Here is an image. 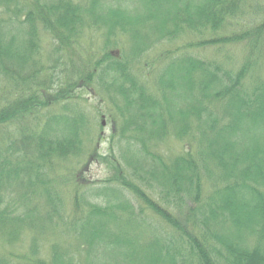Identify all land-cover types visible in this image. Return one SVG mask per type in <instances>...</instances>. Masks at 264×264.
Here are the masks:
<instances>
[{"label": "trees", "instance_id": "obj_1", "mask_svg": "<svg viewBox=\"0 0 264 264\" xmlns=\"http://www.w3.org/2000/svg\"><path fill=\"white\" fill-rule=\"evenodd\" d=\"M86 3L0 0V264H264V0ZM94 30L125 48L86 54ZM94 83L114 133L77 176L97 157V187L73 175L85 113L40 111Z\"/></svg>", "mask_w": 264, "mask_h": 264}, {"label": "rangeland", "instance_id": "obj_2", "mask_svg": "<svg viewBox=\"0 0 264 264\" xmlns=\"http://www.w3.org/2000/svg\"><path fill=\"white\" fill-rule=\"evenodd\" d=\"M83 3H88L89 0H82ZM86 3V4H87ZM131 7V5H130ZM40 35H41V48L43 51L42 60L44 63L45 68L51 67L52 63L49 61L48 58H50V54L52 53V42L48 36L41 28H39ZM83 45L82 50L85 48L86 54H91L92 56H101L105 51H114V52H120L122 48H125L124 45L118 44L116 48L114 47H105L103 37L100 35L99 32L94 31H87L84 34L83 37ZM179 42H174V45H179ZM88 49V50H87ZM166 47L164 45L159 47H154L150 50L148 55H146L143 59L146 62V64H149L150 66L156 65L155 61L153 60L155 57H158L159 54L165 50ZM217 49V47H216ZM215 48H212L210 46L206 47L203 50H194V53L200 54L201 56L207 57V58H215L218 57L217 54H219V51H215ZM245 48L243 45L238 48V51L236 53V60L239 59V54L241 55V52H243ZM240 51V53H239ZM242 56V55H241ZM70 67V62L65 59V69ZM62 81L64 82H72L73 76L72 74H62L61 75ZM79 90V91H78ZM106 91L103 89V87L100 88L99 85L94 83L92 85L91 89H76L75 91V99L69 101H61L58 100L56 102L50 101L48 105H46V108L42 110L44 114L49 112H55L59 113L62 111L63 107H68L69 109H73L74 111H79L85 113L86 117L89 119V132L87 135L81 134V137L89 141L86 142L85 148H84V156L80 159L79 165L75 166L74 171V177L77 179H84L89 182H93L95 185L94 187L98 186V182L101 180H104L108 175L107 169H105V166L101 163H99L98 158H94L92 162H90L88 170L82 171L83 175L80 177L77 176L79 173V169L81 168V165L84 164L87 161V156L91 153V151L97 146V151L100 154H106L108 153V142L111 140V137L114 133V109L108 105V103L105 101L103 96L106 94ZM72 102V103H71ZM72 107V108H71ZM103 116V118H102ZM87 128V129H88ZM98 143V144H97ZM113 143H116L115 140ZM174 143V142H173ZM176 143V142H175ZM171 145V144H170ZM175 146V148H178L177 144H172ZM116 149V147H115ZM81 181V180H80ZM80 184H84L83 182H78ZM83 186V185H82ZM79 190L85 191L86 186L79 187ZM6 197V196H4ZM29 241V233L27 232L23 238H22V245L18 246L16 249L26 251Z\"/></svg>", "mask_w": 264, "mask_h": 264}]
</instances>
